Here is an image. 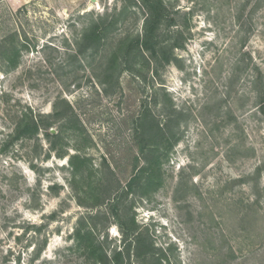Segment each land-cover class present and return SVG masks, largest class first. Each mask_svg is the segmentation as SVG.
Returning a JSON list of instances; mask_svg holds the SVG:
<instances>
[{"label":"rangeland","instance_id":"rangeland-1","mask_svg":"<svg viewBox=\"0 0 264 264\" xmlns=\"http://www.w3.org/2000/svg\"><path fill=\"white\" fill-rule=\"evenodd\" d=\"M129 1L0 0V51L14 34L24 45L15 69L0 63V264H93L100 253L108 264L115 254L118 264H264V0H165L169 30L188 24L175 61L106 71L119 40L142 30ZM114 15L104 45L79 53L88 26ZM62 101L85 134L62 133L68 156L88 158L75 177L42 131L9 137L21 113L63 112ZM163 102L185 115L180 140L153 186L129 193L143 167L137 120L145 105L162 119ZM81 227L95 253L77 241Z\"/></svg>","mask_w":264,"mask_h":264},{"label":"trees","instance_id":"trees-1","mask_svg":"<svg viewBox=\"0 0 264 264\" xmlns=\"http://www.w3.org/2000/svg\"><path fill=\"white\" fill-rule=\"evenodd\" d=\"M130 5L143 11L142 18V30L141 33L125 34L117 43V46L107 59L106 71L113 69V64L117 63L118 66L126 65L131 60L145 61V62H164L167 64L175 61L174 50L183 48V31L188 28V24L185 22L180 31L173 33L169 30L170 27H176L177 21L169 15L167 4L165 0H130ZM127 8L123 11L126 12ZM115 16V17H114ZM102 18L101 21L92 22L85 30L81 39V48L79 53H83L87 50L95 49L96 52L104 45L105 38L111 29L114 28V24L119 17L114 15ZM118 16V15H117ZM16 34L7 38L4 41V49L0 51V63L6 68V70L15 69L17 66V59L19 56L18 46L24 47L21 42L14 45L13 40L16 38ZM115 68V67H114ZM109 75V74H108ZM105 85V82H102ZM256 84V83H255ZM259 87L258 84L256 88ZM166 97V94L163 95ZM155 99L153 105H155ZM60 104H65V109L62 112L57 109V105H54L53 112L46 116L43 114H37L33 116L30 112H23L20 114L14 124L10 139H34L42 131L45 138L50 139V151L55 152L57 158L62 159L67 157V152L63 151L62 146V133L63 130H78L79 136H83L84 130L80 128V121L72 113L69 112L70 106L63 101ZM259 111L264 114V98L259 100ZM161 111L163 118L157 119L151 113V107L145 105L141 116L138 118L135 127V138L139 146L140 159L143 162L141 167L134 175L133 181L128 185L127 192H131L134 188L145 191L149 187H152L158 178V172L160 170L159 164L163 158L168 157L175 145L180 140L179 129L181 122L184 120L185 115L182 111H177L173 106L163 102L161 104ZM63 119L65 124L52 132L53 124L58 120ZM51 130V131H50ZM85 135V134H84ZM82 138V137H81ZM84 142L88 141L85 136L82 138ZM77 154L68 156V163L71 170L72 177L77 174H83L88 169V158L83 152V149H76ZM38 234L41 232L42 226L31 227ZM29 229V228H28ZM76 239L79 242L86 243V250L90 253L97 251V246L93 240L92 229L79 228L77 229ZM137 241L139 249L143 250L145 247L141 244V241ZM40 242V243H39ZM37 250L34 252L32 261L36 260L40 255V252L46 246V239L40 240ZM38 245V244H37ZM93 264H108L105 254L100 253L98 256H94ZM120 254H115L113 257L114 264H118ZM31 261V262H32ZM30 262V263H31Z\"/></svg>","mask_w":264,"mask_h":264}]
</instances>
